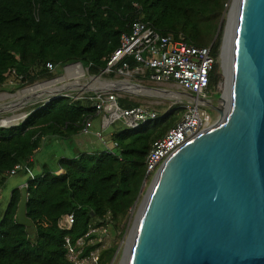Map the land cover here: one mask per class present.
<instances>
[{"label":"trees","instance_id":"1","mask_svg":"<svg viewBox=\"0 0 264 264\" xmlns=\"http://www.w3.org/2000/svg\"><path fill=\"white\" fill-rule=\"evenodd\" d=\"M226 1L0 0V87L12 81L29 86L47 80L52 74L46 64L62 68L80 63L89 75H105L109 69L108 75L114 77L122 64L109 68L111 57L120 48L121 36L140 20L162 35L181 34L197 47L210 48L215 59L210 88L218 80L220 34L215 35L223 25ZM127 62L129 70H134V62ZM75 69L79 68L68 70ZM91 97L67 95L39 103L23 121L10 128L0 126V185L7 171L17 164L25 166L26 214L33 223L31 234L17 223L21 195L19 188L14 189L0 220V264H70L64 258L65 234L76 240L92 225L104 224L106 215L115 226L120 224L148 178L146 157L152 144L177 123L176 119L163 129H149L146 123L131 133L112 134L108 149L92 148L61 158L55 171L44 168L30 179L33 156L45 139H70L81 133L87 119L94 118ZM118 105L123 109L139 106L122 99ZM152 110L158 113L157 119L173 112L161 116L158 106ZM71 212L73 226L63 232L58 223ZM115 252V247L103 250L98 264H110Z\"/></svg>","mask_w":264,"mask_h":264},{"label":"water","instance_id":"2","mask_svg":"<svg viewBox=\"0 0 264 264\" xmlns=\"http://www.w3.org/2000/svg\"><path fill=\"white\" fill-rule=\"evenodd\" d=\"M222 86L215 123L154 175L125 264H264V0L234 2ZM20 195L17 223L31 234Z\"/></svg>","mask_w":264,"mask_h":264},{"label":"built area","instance_id":"3","mask_svg":"<svg viewBox=\"0 0 264 264\" xmlns=\"http://www.w3.org/2000/svg\"><path fill=\"white\" fill-rule=\"evenodd\" d=\"M120 40V48L111 57L109 68L116 64H122V69L119 72L138 74L154 84L166 85L164 91L175 101L186 98L188 100L184 105L181 119L162 138L152 144L146 157V174L147 176L155 175L165 161L179 148L215 123L206 109L211 105L206 96L215 59L211 55L210 48L197 47L189 43L181 34L177 36L162 35L140 20L134 21L129 32L123 34ZM127 59L134 62L136 66L134 70H129L130 64ZM46 68L52 72L57 66L46 64ZM71 68L80 67L76 64L64 67L66 71ZM83 70L82 74L84 75ZM147 71L150 74L146 76ZM104 72H109V69ZM173 88H178L179 92ZM173 94L178 95L174 96ZM90 99L95 106L92 105L96 114L94 116L100 115L103 129L118 120L122 121L129 129H137L159 117L158 113L148 106L120 108L118 96L113 92L98 93ZM92 119L89 118L85 121L81 134H90ZM94 136L103 142L105 149H108L101 131L95 132ZM113 147L116 148L117 144L114 143ZM25 169L24 165L17 164L5 175L6 177L13 176ZM28 176L30 179L34 178V174L30 171H28ZM22 188L26 189L27 184ZM73 223L74 213L71 212L63 216L58 223V228L63 232H68ZM112 223L110 215H106L104 224L99 227L92 225L84 236L76 240H72L69 235L65 234L62 243L65 260L70 264H98L100 254L105 249L106 228ZM90 247L93 249L86 252Z\"/></svg>","mask_w":264,"mask_h":264},{"label":"rangeland","instance_id":"4","mask_svg":"<svg viewBox=\"0 0 264 264\" xmlns=\"http://www.w3.org/2000/svg\"><path fill=\"white\" fill-rule=\"evenodd\" d=\"M235 0H227L223 15L221 17V23L223 24L219 31L220 38V47L219 53L216 58V75L218 80L216 85L209 88L206 99L214 106H221L222 101L220 97L224 94L225 90L222 86V71H223V58H222V42L225 40V32L227 23L232 12L233 4ZM71 65V64H70ZM81 69L68 70L66 71L64 67H57L51 72L52 76L47 80H41L33 85L21 86L19 82H9L6 85L0 87V126L4 125H16L17 123L23 121L25 115L29 110L36 104H39L40 101L25 104L20 108H16L13 111L6 110L14 104L15 97H12L18 94L27 95L33 90H37L45 85H69L76 81V84L82 85L85 83H93L94 87L89 89H70L63 94L72 96L73 98H88L98 93H115L118 96V99L129 100L134 103L139 104V106H148L151 109L158 106V112L162 116L166 112L173 110L165 118H159L154 121H149L146 125L149 129H163L164 127L171 126L175 120L178 122L183 114L184 105L188 102L187 98L181 101H175L169 94L165 95H148L143 94L135 90L134 88L127 86L125 83H131L135 86L147 87L154 90H166V85L154 84L146 80L138 74H126V72H117L114 77L108 75L109 72H104L105 75L92 76L89 75L84 69L83 72H80L83 76L80 78V81L77 82L79 77L77 75L70 76L71 73ZM68 72V73H67ZM90 79V80H89ZM52 81V82H48ZM47 82V83H46ZM123 82V83H121ZM138 84V85H137ZM27 88V89H26ZM176 92H179L178 88H173ZM20 93V94H19ZM163 94L162 92H160ZM178 95V94H176ZM17 98V97H16ZM7 105V106H6ZM9 105V106H8ZM4 106V107H3ZM4 109V110H3ZM209 114L212 117V120L215 122L219 115L214 112L210 106H207ZM96 115V114H95ZM15 116L14 120H11ZM18 117V118H17ZM138 129V128H137ZM136 129L127 128L124 123L120 120L114 122L112 125L107 128H102L101 126V117L100 115L94 116L92 119V127L90 134H78L70 139H54L47 138L45 139L39 150L33 156V163L31 171L34 175H40L44 168L55 171L57 169L58 160L65 157H72L78 153L86 152L87 149H92L91 142H94L95 149L105 150V145L101 140L94 136V133L101 131L104 142H108L110 136L115 133L127 131L131 133ZM108 144V143H107ZM106 144V146H107ZM154 175L148 176L146 181L143 182L142 190L134 203L133 207L128 211L124 220H121L120 224L116 225L114 223L110 224L106 228V241L104 242V250H107L111 247L116 248L115 255L110 264H123L126 257V251L128 247L129 239L131 238L133 228L136 223L137 216L139 214L140 208L144 201V198L147 194L148 189L152 183ZM27 175L23 172H18L16 175L6 177L3 183L0 185V220L4 214L6 207L8 206L11 193L14 189L19 188V185L27 181ZM131 242V241H130Z\"/></svg>","mask_w":264,"mask_h":264},{"label":"bare ground","instance_id":"5","mask_svg":"<svg viewBox=\"0 0 264 264\" xmlns=\"http://www.w3.org/2000/svg\"><path fill=\"white\" fill-rule=\"evenodd\" d=\"M233 8H234V4H233ZM233 8H232V12L230 13V17H229V20H228V23H227L226 32H225V40L223 41V49H222L223 63H224V52H225L227 39H228V35H229V29H230V23H231ZM80 72H82V70H80V71L78 70L75 73H71L70 76L77 75L79 77L77 82H79L80 78L82 77V74ZM121 83H123V82H121ZM124 84L134 88L135 90H137L138 92L143 93V94L157 96V95H165L167 93V92L162 91V90L160 91V90H154V89H146V88H143V87H140V86H135V85H133L131 83H125L124 82ZM94 85H96V83ZM94 85H93V83H85V84L79 85V84H76V81L73 82V83H69V85H52V86H50V85H45L44 84L43 87H41V88H39L37 90H33V92H29L25 96L24 95H20L19 97L15 98L14 104L12 106H10L9 108H5V109L13 111L14 109L20 108V107H22L25 104L37 102V101H40V100H46V99L50 98L51 96L61 95V94L65 93L66 91H68L70 89H74L76 87H77V89L86 90V89H89L91 87H94ZM160 92H162L163 94H161ZM173 95L176 96V94H173ZM227 95H228V93L225 91L224 92V98L225 99H223L222 104H221L223 107L227 106ZM14 119H15V116L13 118H11V120H14ZM132 236H133V232H132L131 238H132ZM130 241H132V239H129L128 247H127V251H126V257H125V261L123 262V264H125L126 259H127V255H128V252H129V249H130V245H131Z\"/></svg>","mask_w":264,"mask_h":264},{"label":"crops","instance_id":"6","mask_svg":"<svg viewBox=\"0 0 264 264\" xmlns=\"http://www.w3.org/2000/svg\"><path fill=\"white\" fill-rule=\"evenodd\" d=\"M81 134V133H80ZM107 143V142H106ZM94 145H96L94 142H91V146H93V148H94ZM87 150H91V149H87ZM98 150H100V149H98ZM78 153V152H77ZM32 161H33V159H32ZM26 184V182L25 183H22V184H20L19 185V189H21L22 188V186L23 185H25Z\"/></svg>","mask_w":264,"mask_h":264}]
</instances>
